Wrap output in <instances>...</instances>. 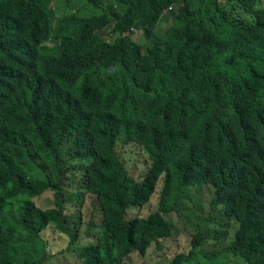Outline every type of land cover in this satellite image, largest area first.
<instances>
[{"label": "trees", "instance_id": "16d2710c", "mask_svg": "<svg viewBox=\"0 0 264 264\" xmlns=\"http://www.w3.org/2000/svg\"><path fill=\"white\" fill-rule=\"evenodd\" d=\"M69 251L264 264V0H0V264Z\"/></svg>", "mask_w": 264, "mask_h": 264}, {"label": "rangeland", "instance_id": "374dc122", "mask_svg": "<svg viewBox=\"0 0 264 264\" xmlns=\"http://www.w3.org/2000/svg\"><path fill=\"white\" fill-rule=\"evenodd\" d=\"M52 5V4H51ZM167 22H164L160 25V27L165 28ZM141 33H135L134 39L141 43L142 38L140 37ZM54 199V195L52 192H49L42 196V198L38 201L39 205H44L45 202L49 200ZM196 199L200 201L199 207H195V203L191 201H187V206L183 208L182 215L180 216L177 213H172L168 215L167 219L173 224L174 230L176 234H180L184 230H194L195 225L198 223H201L205 225L204 222H202V219L204 217H207L209 214H218L219 208H213L212 205V189L209 186H203L199 190V192H196ZM91 207L89 202L84 203V208L82 210V215L84 217V220L86 218V214L90 213ZM197 214L201 217L199 220L196 216ZM77 215H80V213ZM215 227L214 221L209 222L208 225L206 226V229L208 228L207 231H212L213 228ZM91 241L87 240L83 244H87ZM65 244V240L63 238H57L56 241V247L57 248H62V246ZM182 247H185L183 245ZM56 260L51 264H78L76 255L73 252H66L64 254H61L60 256L56 257ZM129 264H146V261L142 259L141 257L134 255L132 259L130 260ZM159 264H170V261L168 259H165L163 262H160Z\"/></svg>", "mask_w": 264, "mask_h": 264}, {"label": "clouds", "instance_id": "9594fccd", "mask_svg": "<svg viewBox=\"0 0 264 264\" xmlns=\"http://www.w3.org/2000/svg\"><path fill=\"white\" fill-rule=\"evenodd\" d=\"M63 235V234H62ZM58 238V237H57ZM57 238H55V241H57ZM69 252H71V251H69ZM64 253H66V252H64Z\"/></svg>", "mask_w": 264, "mask_h": 264}]
</instances>
